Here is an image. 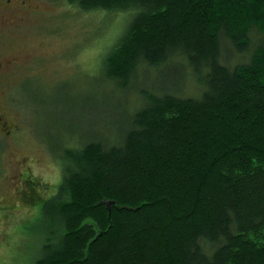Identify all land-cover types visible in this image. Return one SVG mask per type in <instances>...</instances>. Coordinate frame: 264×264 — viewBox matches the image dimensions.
<instances>
[{
    "label": "trees",
    "instance_id": "obj_1",
    "mask_svg": "<svg viewBox=\"0 0 264 264\" xmlns=\"http://www.w3.org/2000/svg\"><path fill=\"white\" fill-rule=\"evenodd\" d=\"M64 1L129 16L100 73L141 105L47 146L33 264H264V0Z\"/></svg>",
    "mask_w": 264,
    "mask_h": 264
},
{
    "label": "rangeland",
    "instance_id": "obj_2",
    "mask_svg": "<svg viewBox=\"0 0 264 264\" xmlns=\"http://www.w3.org/2000/svg\"><path fill=\"white\" fill-rule=\"evenodd\" d=\"M10 13L0 11V21L11 18L0 29V98L11 102L0 128V264H33L44 242L40 199L61 179L48 147L74 145L84 131L104 136L141 103L105 85L100 73L128 15L79 12L64 0H15ZM188 89L181 97L194 96ZM20 173L36 182L38 198L22 192Z\"/></svg>",
    "mask_w": 264,
    "mask_h": 264
},
{
    "label": "flooded vegetation",
    "instance_id": "obj_3",
    "mask_svg": "<svg viewBox=\"0 0 264 264\" xmlns=\"http://www.w3.org/2000/svg\"><path fill=\"white\" fill-rule=\"evenodd\" d=\"M14 1L15 0H0V11L1 12L10 11L11 12L10 15H11L12 14V3ZM10 22H11V18L6 19L5 15L2 16V19L0 21V29L8 26ZM1 67H2V64H0V68ZM10 105H11V102L9 99H5V102L3 103L2 99L0 98V128L6 125V120L4 119V121H2V119L4 118L3 116L7 115V111L10 108ZM24 173H20L21 178L19 179L20 184H22L25 187V189L22 192H34V190L38 192V185L36 184V182H33L32 180L28 179L26 174Z\"/></svg>",
    "mask_w": 264,
    "mask_h": 264
}]
</instances>
